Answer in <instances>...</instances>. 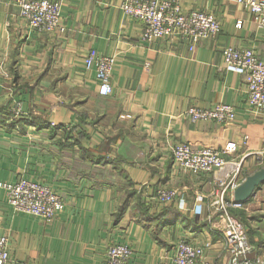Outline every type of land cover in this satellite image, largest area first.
Segmentation results:
<instances>
[{
  "label": "crops",
  "instance_id": "0c3cea01",
  "mask_svg": "<svg viewBox=\"0 0 264 264\" xmlns=\"http://www.w3.org/2000/svg\"><path fill=\"white\" fill-rule=\"evenodd\" d=\"M59 1L65 30L49 32L31 29L17 5L0 3V181L43 182L64 200L48 223L15 210L0 187V236L13 264H104L116 243L132 247L129 264H172L173 245L189 233L212 239L207 264H264V184L242 206L211 204L239 164L245 175L263 167L255 151L264 147V117L248 108L246 76L223 53L227 45L251 47L264 60L254 14L237 0H184V10L211 12L222 25L192 47L178 37L143 40V24L122 11L123 0ZM88 53L116 55L112 94H100ZM223 102L236 107L232 123L185 114ZM230 140L235 165L193 174L174 163L177 143ZM160 184L178 196L152 200ZM231 219L252 245L245 256L233 258L226 247Z\"/></svg>",
  "mask_w": 264,
  "mask_h": 264
},
{
  "label": "built area",
  "instance_id": "2783aa9c",
  "mask_svg": "<svg viewBox=\"0 0 264 264\" xmlns=\"http://www.w3.org/2000/svg\"><path fill=\"white\" fill-rule=\"evenodd\" d=\"M184 0H123L122 11L143 24L142 39L153 41L161 37H178L191 41L192 47L201 39L218 34L221 30V21L211 12L195 8L183 9ZM244 4L253 14L258 24L264 28V0H237ZM0 3H11L19 7L20 15L27 21L31 29L37 31L65 30L61 16V2L59 0H0ZM225 62L228 67L246 76V93L248 108L255 114L264 117V60L260 59L251 47L240 48L227 45L223 49ZM116 55L85 56L87 68H94L99 92L110 95L114 88L112 84L113 68ZM16 114L21 113L18 104ZM236 107L229 103L204 108L191 106L185 114L194 120L215 119L223 124L232 123L236 119ZM238 150L235 141H228L225 145L217 147L201 145L193 142H181L172 146L174 163L179 170L193 174L211 173L226 166L235 165L233 158ZM260 166L264 167V147L255 151ZM232 158H231V157ZM230 157V158H229ZM239 164L229 180L222 182L217 198L211 204H219L226 209L230 205L242 206L243 202H236L234 198L226 199L228 191H233L244 180L245 174ZM0 187L6 190L9 203L15 210L42 217L46 222L53 221L64 200L61 194L52 186L21 178L15 182L0 181ZM179 194L177 188L159 185L152 195V200L160 203L173 201ZM197 207L202 206L203 195L197 194ZM203 234V232L199 233ZM193 235V237H191ZM225 244L233 258L245 256L252 250L243 225L230 220V231L224 236ZM212 239L201 238L196 233H189L181 237L174 245L172 264H207L206 250L211 247ZM134 255L131 246L125 243L111 244L107 249L104 264H129ZM257 263H260L258 258ZM0 264H13L9 252L7 237L0 236ZM243 264V263H242Z\"/></svg>",
  "mask_w": 264,
  "mask_h": 264
},
{
  "label": "water",
  "instance_id": "95a60500",
  "mask_svg": "<svg viewBox=\"0 0 264 264\" xmlns=\"http://www.w3.org/2000/svg\"><path fill=\"white\" fill-rule=\"evenodd\" d=\"M264 184V167H260L254 172L247 174L244 180L233 191L236 202H246L254 195L256 189Z\"/></svg>",
  "mask_w": 264,
  "mask_h": 264
},
{
  "label": "trees",
  "instance_id": "16d2710c",
  "mask_svg": "<svg viewBox=\"0 0 264 264\" xmlns=\"http://www.w3.org/2000/svg\"><path fill=\"white\" fill-rule=\"evenodd\" d=\"M131 192V191H130ZM124 208H125V205L123 204V205H121L120 207H119V209L117 210V216H121L122 215V213L124 212ZM162 216V215H161ZM164 216V215H163ZM179 219H181L184 223H185V225L187 226V227H190V228H200L201 226L200 225H197V224H195L194 222H197L195 219H194V222H192L191 220H189V219H187V218H185V217H180V215L178 214V216H177Z\"/></svg>",
  "mask_w": 264,
  "mask_h": 264
}]
</instances>
